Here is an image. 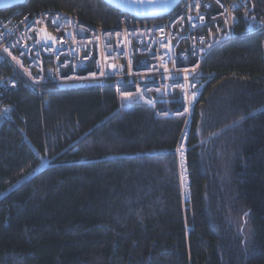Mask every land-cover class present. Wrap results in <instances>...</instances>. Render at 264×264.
Instances as JSON below:
<instances>
[{
    "label": "trees",
    "instance_id": "trees-1",
    "mask_svg": "<svg viewBox=\"0 0 264 264\" xmlns=\"http://www.w3.org/2000/svg\"><path fill=\"white\" fill-rule=\"evenodd\" d=\"M228 1L240 24L204 66L187 198L183 118L119 109L111 86L39 91L0 61L14 82L0 98V264H264V0ZM14 9L102 28L120 15L103 0H27L0 19Z\"/></svg>",
    "mask_w": 264,
    "mask_h": 264
},
{
    "label": "built area",
    "instance_id": "built-area-1",
    "mask_svg": "<svg viewBox=\"0 0 264 264\" xmlns=\"http://www.w3.org/2000/svg\"><path fill=\"white\" fill-rule=\"evenodd\" d=\"M239 11L235 1L181 0L167 19L143 21L121 13L114 26L102 28L61 9L34 14L14 9L0 19V61L39 91L48 85L111 86L119 109L142 102L159 117L183 118L176 156L187 198L192 114L213 76L204 66L216 49L236 38ZM7 86L14 82H0V97Z\"/></svg>",
    "mask_w": 264,
    "mask_h": 264
},
{
    "label": "water",
    "instance_id": "water-1",
    "mask_svg": "<svg viewBox=\"0 0 264 264\" xmlns=\"http://www.w3.org/2000/svg\"><path fill=\"white\" fill-rule=\"evenodd\" d=\"M27 0H0V10L13 9ZM123 14H129L138 20H158L171 15L181 0H103ZM263 27V26H262Z\"/></svg>",
    "mask_w": 264,
    "mask_h": 264
},
{
    "label": "rangeland",
    "instance_id": "rangeland-1",
    "mask_svg": "<svg viewBox=\"0 0 264 264\" xmlns=\"http://www.w3.org/2000/svg\"><path fill=\"white\" fill-rule=\"evenodd\" d=\"M49 161L45 160L42 165L38 168V171L42 170L44 167H46L48 165Z\"/></svg>",
    "mask_w": 264,
    "mask_h": 264
},
{
    "label": "snow or ice",
    "instance_id": "snow-or-ice-1",
    "mask_svg": "<svg viewBox=\"0 0 264 264\" xmlns=\"http://www.w3.org/2000/svg\"><path fill=\"white\" fill-rule=\"evenodd\" d=\"M220 2V0H217V3H219ZM197 7H199V6H197ZM247 14V13H246ZM200 19H204V17H200ZM251 27V26H250ZM52 39H54V37H52ZM7 50V49H6Z\"/></svg>",
    "mask_w": 264,
    "mask_h": 264
},
{
    "label": "bare ground",
    "instance_id": "bare-ground-1",
    "mask_svg": "<svg viewBox=\"0 0 264 264\" xmlns=\"http://www.w3.org/2000/svg\"><path fill=\"white\" fill-rule=\"evenodd\" d=\"M41 12V11H40ZM121 14V13H120ZM143 21H145V20H143ZM261 29V28H260ZM259 29V30H260ZM23 78V77H22ZM28 84V83H27ZM32 88V87H31ZM34 89V88H33ZM3 91H5V90H3ZM6 92V91H5ZM1 98V97H0ZM200 100V99H199ZM199 102V101H198ZM149 106V105H148ZM196 107V106H195ZM132 108V107H131ZM154 108V107H153ZM155 109V108H154ZM168 118V117H167ZM178 118V117H177ZM188 152V151H187ZM176 154V153H175Z\"/></svg>",
    "mask_w": 264,
    "mask_h": 264
}]
</instances>
